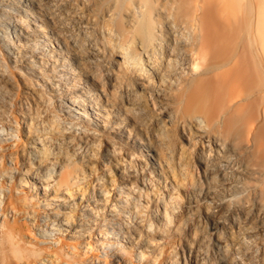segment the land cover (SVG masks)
<instances>
[{"label":"bare ground","instance_id":"bare-ground-1","mask_svg":"<svg viewBox=\"0 0 264 264\" xmlns=\"http://www.w3.org/2000/svg\"><path fill=\"white\" fill-rule=\"evenodd\" d=\"M78 1L77 30L96 37L88 48L46 23L39 0H0V264H142L148 233H165L184 210L181 191L205 196L228 264H264V0ZM104 53L126 88L123 109L144 114L151 97L166 115L137 121L136 150L151 166L105 135L116 98L90 89L87 100L75 85L73 60L99 69ZM195 144L207 155L204 190ZM155 173L162 190L148 219ZM95 225L102 250L89 254ZM134 229L142 241L122 238Z\"/></svg>","mask_w":264,"mask_h":264},{"label":"rangeland","instance_id":"rangeland-1","mask_svg":"<svg viewBox=\"0 0 264 264\" xmlns=\"http://www.w3.org/2000/svg\"><path fill=\"white\" fill-rule=\"evenodd\" d=\"M77 1L78 0H39L40 7L38 6L39 8L37 7L36 9L37 11L42 12V16H43L42 19L46 21V23L48 22L49 25H53V24L58 25V27H60L62 32L65 33V35L68 38L71 37L69 39L71 43L74 44V47L78 48L81 46L83 48H88L87 45L88 41L96 40V37L93 35H85L78 32L77 19L74 13L75 12L74 8L76 7L75 4L78 5L79 3L80 5V2ZM31 12L33 17L40 16L35 11V9L31 8ZM17 13H16L17 15L21 16L20 18L24 17V14L22 12L19 11ZM30 20L33 19L30 18ZM52 20L53 23H50L52 22ZM37 23L41 24L42 21L39 20L37 21ZM3 24L5 25L3 29H5L6 27L9 28L8 24L6 23ZM30 25L32 28L33 25L32 24ZM3 41L4 39L0 38L1 52L5 48ZM110 60H111V56H109L107 53H104V62H103L104 65L99 69H95L93 67L82 68V66L78 64V59H74L73 65H75L74 68H76L75 70L79 74V80H77L78 78H76L75 85L77 86V89L81 91V95L87 100L89 95L85 91L90 89H92L91 92L97 93L101 95V97H104V95H110V96L113 95V97L116 98L118 105L121 106L122 108L119 112H114V111L111 112V115L109 116L110 117L109 120L110 121L112 120L113 122L109 124V127L103 130L105 135L106 136L108 135L107 137H114L117 141L121 142L124 147L123 149L125 150V151L123 150L124 151L123 153L134 152L141 159H145V162L147 163L148 166H151V164L153 163L152 159L149 156H147L145 153L142 154L136 150L138 145V143L135 142L137 140L136 137L139 135L145 138V133L143 132L144 129L143 127L138 125L139 124L138 122H140L139 120L152 122L156 120L157 117L158 120L161 119L165 120L167 119L166 115L164 114V112L159 111L158 101H156L155 104L153 102V99H151V97L147 99L148 105L146 108L147 109L146 113L135 114L134 112L129 113L125 111L123 107L127 104L125 101V96H127V91L124 86H119V83H116L115 77H112L114 76V73L112 72V66ZM112 84L115 86H113ZM19 86L22 85L19 84ZM132 89L136 90L137 87L133 86ZM116 131L118 133H114ZM178 135L182 137V141L185 144L187 145L189 144L184 139V134H182L179 131ZM192 147H195V150L197 149L194 152V158L192 162L193 165L191 166V171H193L192 173L194 175L193 181L196 183L197 190H200L202 188L204 190L208 177L206 173H204V169L202 168L203 165L200 161H202L204 157L207 155H205V152H202V150H200L198 145L195 144ZM207 150L208 149H206V152ZM210 153L212 154L213 151H210ZM156 177L157 174L155 173L154 178L152 177L154 181L153 185L151 186V190L148 192L149 196H147V201H149V205L147 210L146 211L144 210V213H146L148 219H151L152 217L150 213L155 212L154 205L156 204L155 201L156 195L154 194V192H158L159 189L162 190L160 186H162L163 180L160 177H159L160 179ZM181 194L183 195L182 198L183 200H181L180 205H182L184 210L174 213L172 222L168 225L169 228H167L165 233H161L159 231L149 232L148 233L149 235L147 237L154 240L153 241L146 240L147 243L143 240L144 244L146 243L148 245V248L153 250V253L151 254V253H147L148 251H143L145 256L147 255L146 256L147 259H145V261L142 264H152V263L154 264V262L155 264H226L227 262L224 259V256L221 255V251L217 247L218 245L226 242V237L224 235L225 232L222 228H219V226L217 229L213 228L212 221L210 220V218H207L204 211L202 210L203 201H204L203 198L205 196H202L201 194L200 196L194 197L193 200L192 194L190 193L185 194L183 191H181ZM152 208L154 209V211H152L153 210ZM250 208L251 209H250V215L248 221H251V219L253 218V221L255 220L253 223H255L256 219L258 220L259 216H257V213L255 214L256 211L254 210L252 205ZM150 209L151 212L149 211ZM252 211L254 213L253 215H251ZM233 216L234 219L229 218L230 221L233 220L235 223H239L242 221V217L240 218L241 215L239 213L234 214ZM230 226L232 230L235 229L234 225H230ZM98 227L99 226L95 225L92 226L90 230H88L89 237H87L86 242L89 243L86 246L89 247L88 248L90 252V253L88 252L89 254L93 252L95 253L96 250H102L100 246L99 247L96 246L97 241L103 240L101 236L102 233L99 232L101 231V229L98 231L97 230ZM134 230H136L137 232L136 231L132 232L133 239H130L128 234H125V237L122 238L124 240H129L130 242L133 240L137 242L138 239L136 238H138L139 231L137 229ZM159 233H161L162 235H160ZM142 234H143L142 237L144 238L146 233L143 232ZM64 237L65 236H63L62 238ZM140 241L138 240V242ZM121 243L123 244L125 242H121ZM126 245L127 248H129L128 244ZM131 249H133V251L137 250L136 247ZM155 258L159 262L156 261ZM124 260L126 264L134 263V261L136 262V258L134 256H130L126 259L124 257ZM98 264H102V263H98ZM120 264H124V262L120 261Z\"/></svg>","mask_w":264,"mask_h":264}]
</instances>
